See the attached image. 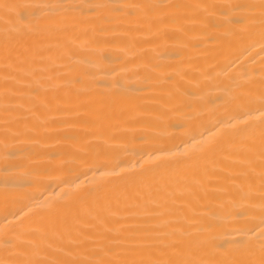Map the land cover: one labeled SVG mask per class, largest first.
<instances>
[{
	"label": "bare ground",
	"instance_id": "6f19581e",
	"mask_svg": "<svg viewBox=\"0 0 264 264\" xmlns=\"http://www.w3.org/2000/svg\"><path fill=\"white\" fill-rule=\"evenodd\" d=\"M0 264H264V0H0Z\"/></svg>",
	"mask_w": 264,
	"mask_h": 264
}]
</instances>
